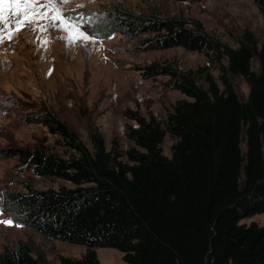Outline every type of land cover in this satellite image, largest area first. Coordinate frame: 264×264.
I'll list each match as a JSON object with an SVG mask.
<instances>
[{
    "label": "trees",
    "instance_id": "16d2710c",
    "mask_svg": "<svg viewBox=\"0 0 264 264\" xmlns=\"http://www.w3.org/2000/svg\"><path fill=\"white\" fill-rule=\"evenodd\" d=\"M189 1V0H173ZM264 19V0H254ZM92 18L99 40L118 33L134 41L133 54L182 48L224 59L217 80L205 66L178 71L172 63L137 67L145 79L166 77L175 102L160 122L128 112L126 149L88 130L89 150L67 124L42 109L43 126L64 141L68 157L19 146L0 148V160L17 158L35 177L73 185L58 190L5 192L2 212L43 242L86 247L60 264H99L95 248L116 249L126 264H264V224L241 221L264 214V44L244 31L236 47L219 42L196 20L151 11L135 13L113 2ZM257 65V71L255 66ZM240 77L245 100L233 87ZM34 122V121H30ZM166 136L174 139L163 154ZM0 264H50L24 240L7 243Z\"/></svg>",
    "mask_w": 264,
    "mask_h": 264
},
{
    "label": "rangeland",
    "instance_id": "374dc122",
    "mask_svg": "<svg viewBox=\"0 0 264 264\" xmlns=\"http://www.w3.org/2000/svg\"><path fill=\"white\" fill-rule=\"evenodd\" d=\"M113 2H123L135 13L144 15L155 11L168 17L199 21L209 35L231 47H236V41L244 31L255 36L258 46L264 44V19L254 0H189L184 1L186 3L173 0H67L66 3H55L54 7L45 4L36 11L47 12L48 18H39L19 31L9 27L0 33L4 37L0 42V148L19 146L68 157L71 151L64 141L50 134L41 123L45 108L67 124L89 150V129L102 135L107 150L113 138L126 150L131 145L126 132L133 123L128 112L162 120L175 102L189 100L179 92L169 90L164 84L166 77L143 79L137 67L172 63L178 71H188L205 66L217 80L219 66L225 60L215 59L214 53L207 56L206 53L173 48L133 54L135 42L118 33L106 40L94 38L91 28L95 19L82 18L79 11L91 10L95 16H100L101 11ZM0 7L11 8L8 4ZM57 11L61 16L59 21L52 19ZM8 14V11L4 12L5 17ZM139 78L144 80L137 89L144 98L142 105L133 98L134 84ZM233 87L238 97L245 100L248 86L244 80L235 77ZM121 127L124 135L119 131ZM173 142L169 136L163 141L162 150L167 157ZM28 187L43 191L72 188L73 185L59 179L35 177L18 164L17 158L0 160V221H9L2 212L5 192L23 193ZM251 222L263 225L264 214L241 221L246 225ZM17 240L30 242L50 264H60L61 256L80 258L86 252L84 246L43 242L41 236L30 229L0 222V251L5 244ZM94 251L99 264H126L122 253L116 249L95 248Z\"/></svg>",
    "mask_w": 264,
    "mask_h": 264
},
{
    "label": "snow or ice",
    "instance_id": "6c2138e0",
    "mask_svg": "<svg viewBox=\"0 0 264 264\" xmlns=\"http://www.w3.org/2000/svg\"><path fill=\"white\" fill-rule=\"evenodd\" d=\"M57 2L66 3L67 0H0V6L5 4L11 6L9 9L0 7V33L5 32L9 27L15 31H19L23 27L37 22L39 18H48L47 12L41 14L36 9L45 7V4L54 7ZM5 11L9 13L7 17L4 16ZM52 19L57 21L61 20L59 11L56 12V15ZM10 35L11 33H9ZM3 38V35H0V42L3 41ZM0 222L11 223L10 220Z\"/></svg>",
    "mask_w": 264,
    "mask_h": 264
},
{
    "label": "built area",
    "instance_id": "2783aa9c",
    "mask_svg": "<svg viewBox=\"0 0 264 264\" xmlns=\"http://www.w3.org/2000/svg\"><path fill=\"white\" fill-rule=\"evenodd\" d=\"M170 1H172V0H170ZM181 2L182 3H186L184 1H181ZM206 65L209 66V63H206ZM179 70H181V69H179ZM143 79L142 78H139L138 80H136V82L134 84L135 85L134 88L136 89V92L134 93V97L133 98H134V101L136 103H138L139 105H142L143 102H144V98H143L141 92L139 90H137L142 85V83L144 81ZM113 97L116 98L115 95H113ZM142 118H144L145 120H148L145 116H142ZM151 118H153L157 122H160L161 121L160 119H156V117H153V116ZM130 127L132 129H137L139 127V125L136 122H133V123H131ZM119 131L121 132V135H124V128L123 127H121Z\"/></svg>",
    "mask_w": 264,
    "mask_h": 264
}]
</instances>
